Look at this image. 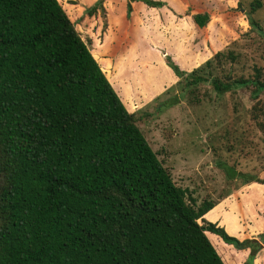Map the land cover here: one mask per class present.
Instances as JSON below:
<instances>
[{"label": "trees", "instance_id": "obj_1", "mask_svg": "<svg viewBox=\"0 0 264 264\" xmlns=\"http://www.w3.org/2000/svg\"><path fill=\"white\" fill-rule=\"evenodd\" d=\"M260 4L251 3L248 20L264 37L253 17ZM210 18L193 15L201 28ZM237 57L220 51L206 66L216 64L221 73ZM167 60L194 98L205 82L219 94L247 88L258 99L254 117L264 114L257 106L260 68L230 80L204 68L187 74ZM137 113L127 109L60 0H0V264H227L235 248H250L256 259L258 242L206 219L225 197L198 203L179 186ZM226 175L245 184L256 176L228 166Z\"/></svg>", "mask_w": 264, "mask_h": 264}, {"label": "rangeland", "instance_id": "obj_2", "mask_svg": "<svg viewBox=\"0 0 264 264\" xmlns=\"http://www.w3.org/2000/svg\"><path fill=\"white\" fill-rule=\"evenodd\" d=\"M60 1L83 34L81 25L89 17L86 10L95 4L87 7L88 3H82L85 10L78 18L79 11L74 8L79 0ZM161 1L166 2L165 7L148 16L135 14L134 2L130 3L129 0H113L111 8L109 5L106 7V10L114 13L112 20L116 29L121 28L123 23L128 26L131 41L124 55L126 62H122L125 63L122 64L123 70L115 69L114 76L112 67H104L105 73L111 82L125 83L122 94L116 91L127 108L138 112L137 125L171 172L174 181L188 189L198 203L205 198L219 201L225 197L223 201L226 205L221 203L222 206L207 215L206 219L218 223L223 208L240 203L241 197L251 218L242 221L246 216L238 209L233 213L234 208H231L228 215L234 218V227L228 229L224 225V218L218 224L234 237H237V233H234L236 228L249 233L258 231L264 236V114L259 112L255 118L251 111L258 99H254L247 88L234 87L229 93L219 94L211 82L199 84L194 98L190 94L191 87H185V82L175 74L167 60L169 56L187 74L204 68L206 72L211 70L214 76L227 74L230 80H234L252 76L254 67H257L264 76V37L257 30H251L248 20L251 3L255 0ZM259 1L261 4L253 17L264 30V0ZM191 2H194V6H191ZM136 6L139 10V5ZM99 11L105 26L108 23L105 9L99 8ZM186 12L209 13L210 22L204 28L189 19L185 22L189 18ZM167 17L173 19L177 27L170 24L168 30L164 23ZM86 26L93 29L95 25L92 22L86 23ZM185 29L190 31L187 38L180 36L185 35ZM176 32L180 38H177ZM159 33H165V38L169 37L177 47L182 48L184 43L187 48H194V58L187 71L175 62L172 55H166L164 62L172 70L176 84L171 83V78L160 64L162 46H157L155 42ZM85 41L94 49L90 39ZM165 43L170 41L165 39ZM230 50L236 51V61L223 64L221 73L216 64L208 69V60H214V55L220 51ZM144 53L149 54L141 58ZM197 74L203 73L197 71ZM153 90L159 92L156 98L134 104ZM259 98L262 103L257 106H264V93ZM227 166L240 173L256 175L259 181L256 176L246 184L240 179L230 181L226 175ZM249 238L245 240L260 244L256 259L250 254V248H235V252L237 250L238 254L246 256L238 261L239 255L231 253L230 257L227 255L228 260L225 259L227 264H244L246 261L264 264V240L259 234H252Z\"/></svg>", "mask_w": 264, "mask_h": 264}, {"label": "crops", "instance_id": "obj_3", "mask_svg": "<svg viewBox=\"0 0 264 264\" xmlns=\"http://www.w3.org/2000/svg\"><path fill=\"white\" fill-rule=\"evenodd\" d=\"M97 1L98 0H79L77 7L74 8L75 10L79 11V14H77V17L79 18L80 15L82 16L84 13L85 7L82 3H88V5H87V7H88L90 5L95 4ZM112 2H113V0H107L105 2V4L103 5L105 12H106V16H107V21H108L106 28L103 25V20L101 18L100 11L98 10L99 13H97L98 14L97 16L95 15L94 17H88V18L84 19V22L81 25V31L83 33L82 34L83 39L84 40L90 39L92 42V45L95 46L94 49H92V52H93V55L96 58V60L101 65L103 71L105 72L104 67L105 68L112 67L113 74L115 76V71H114L115 69H118L120 71L123 70L122 64L125 65V63H122V62H124V61L126 62V58H124L125 57L124 55H125L126 50L129 49V43H130L131 39L129 36L130 32H129L128 26L125 23H123V26L121 28H118V29H116L113 26L112 14H114V13H111V11L106 10V7L108 8V5L111 8ZM193 3L194 2H191V6H194ZM136 4L139 5L138 6L139 10H137ZM133 9H136L135 14H138L139 16L141 14H144V16L145 15L148 16L149 14H153L154 11H157V9H161V8H156V9L150 10V8L148 6H146L145 4L134 2ZM204 13H206V12H204ZM194 14H195L194 12H192V13L186 12V17L189 16V18H186L185 22H187L188 21L187 19H189L193 23L194 22V20H193ZM126 19H127V17H126ZM143 21H144V19H143ZM92 22L94 23L95 26L93 27V29H88L86 26V23H92ZM162 23H163V20H161V24ZM164 23L166 24V27L168 30H169L168 26L170 24H173L174 27H177L176 23L173 22V19H171L170 17H167L166 21H164ZM77 25L79 26L80 24H77ZM161 31L162 30H160V32ZM189 32H190L189 30L185 29V35L184 36L180 35V36L187 38L190 35ZM165 36H166L165 33H159V34H156V38H155V42L157 43V46H162L161 63L160 64L164 68V70L168 73L169 77L171 78L170 79L171 83L176 84V81H175L176 78L173 75L172 70L168 66H166L164 59L166 58V55H172L175 62L178 63V65H180V67L183 70L187 71V70H189L188 65L192 63L193 58H194V48H193V46H190L189 48H187L186 44L184 45V43H182V48H181V46H179L180 47V49H179V47H177L175 42L173 43V41L169 37L165 38ZM176 36H177V38H180V37H178L177 32H176ZM165 39L169 40L170 43H165ZM150 43H152V41H150ZM148 54L149 53H144V55L141 56V58H146ZM111 83L115 87V89L120 94H122L124 87L126 86L125 83L121 84L120 81L111 82ZM167 85H170V84L167 83ZM158 94H159V92H155L153 90L150 93H148L147 95H144V98L141 101L134 102V104L136 105V104L142 103L144 101H150L153 98H156ZM121 99H122V97H121ZM127 109L130 112H134V111H131L129 108H127ZM223 200H225V199H222L216 205V207L212 211H210L207 215H209L214 210L218 209V207H221L222 205H220V204L224 203ZM242 201H243V198L240 197V203L228 205V208H225V207L223 208L224 211L222 210L223 213H222L221 219L224 218V220H226V222H224V225L228 229H230L231 227H234V225H235L234 218L232 216L228 215V212L231 211V208H234L233 213H235L236 209H238L239 211L242 212L241 214L246 216L242 219V221L247 220L246 218H251V216H248V214L246 213L245 205L242 203ZM224 205H226V203H224ZM221 219H219L218 221L220 222ZM229 222H231V223H229ZM235 230H236V232H234V233H237V238L240 239L241 241L247 239L248 237H250L249 239H251L252 234H255V235L261 234V232H258V231H254L252 233H249V231H238L239 229H237V228ZM231 253L239 255L238 261L242 257L244 259L246 256V255H241L240 253L238 254L237 251L235 252L233 249H231L230 251L228 250V252H227L228 257H230L232 255ZM226 259H227V256H226ZM234 264H237V263H234ZM238 264H241V263H238Z\"/></svg>", "mask_w": 264, "mask_h": 264}]
</instances>
